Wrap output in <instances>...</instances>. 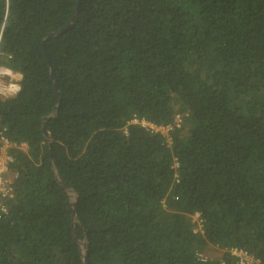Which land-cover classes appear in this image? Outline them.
Masks as SVG:
<instances>
[{
    "label": "trees",
    "instance_id": "obj_1",
    "mask_svg": "<svg viewBox=\"0 0 264 264\" xmlns=\"http://www.w3.org/2000/svg\"><path fill=\"white\" fill-rule=\"evenodd\" d=\"M0 66V264H264V0H0Z\"/></svg>",
    "mask_w": 264,
    "mask_h": 264
},
{
    "label": "built area",
    "instance_id": "obj_2",
    "mask_svg": "<svg viewBox=\"0 0 264 264\" xmlns=\"http://www.w3.org/2000/svg\"><path fill=\"white\" fill-rule=\"evenodd\" d=\"M7 68L0 66V97H11L17 94L20 84L15 79L6 80L5 76H8ZM135 123H141L143 126L150 128L153 131L160 132L168 137L170 140V131L174 126L179 127L181 125L182 118L177 116L175 122L167 125H156L144 119L134 118L132 120ZM5 128L0 125V210H6V203L14 196L13 179L16 177V173L12 171L11 164L13 162V156L11 150L14 147L26 149V143L15 144L5 134ZM197 218L199 217L196 214ZM200 221V219L198 218ZM201 222V221H200ZM195 231H198L195 229ZM225 251L237 258V264H262L261 261L255 258L247 250L238 247L227 248ZM198 258L201 261H209L210 258L204 253H198Z\"/></svg>",
    "mask_w": 264,
    "mask_h": 264
},
{
    "label": "water",
    "instance_id": "obj_3",
    "mask_svg": "<svg viewBox=\"0 0 264 264\" xmlns=\"http://www.w3.org/2000/svg\"><path fill=\"white\" fill-rule=\"evenodd\" d=\"M61 31H62V30H59V31H56V32H52V33H50V34L47 36L46 39H49L50 37H52V36H54V35L60 33ZM45 41H46V40H45ZM45 41H44V43H43L44 49H45ZM45 51H46V50H45ZM51 77H52V79L54 80L55 85L58 86V84H57V79H56V75H55V71H54L53 68H51ZM46 134H47V137L50 139L51 137H50V134L48 133V131H46ZM59 182H60V185H61L62 189L67 190V186H66L65 182H64L62 179H59ZM71 196H72V198L75 200V201H73V202L71 203V209H72V212H73V216H75V203L78 201V196L75 195V194H73V195H71ZM81 245H82V248L86 251L87 248H88V242L84 241V242L81 243ZM87 261H88V258H87L86 252H85V260H84V264H87Z\"/></svg>",
    "mask_w": 264,
    "mask_h": 264
},
{
    "label": "crops",
    "instance_id": "obj_4",
    "mask_svg": "<svg viewBox=\"0 0 264 264\" xmlns=\"http://www.w3.org/2000/svg\"><path fill=\"white\" fill-rule=\"evenodd\" d=\"M4 67H6V66H4ZM6 68L8 70L7 73L9 74L8 76H5L6 80L15 79L17 81V83L20 84V81L22 79V74L14 71L8 67H6ZM19 89H20V87H19Z\"/></svg>",
    "mask_w": 264,
    "mask_h": 264
},
{
    "label": "rangeland",
    "instance_id": "obj_5",
    "mask_svg": "<svg viewBox=\"0 0 264 264\" xmlns=\"http://www.w3.org/2000/svg\"><path fill=\"white\" fill-rule=\"evenodd\" d=\"M125 130H126V128H125ZM194 220L197 222V224H196V229L199 231L201 228H200V221L198 220V218H197V216L195 215L194 216ZM213 254H215V255H217L218 254V252H216V251H214V252H212Z\"/></svg>",
    "mask_w": 264,
    "mask_h": 264
}]
</instances>
